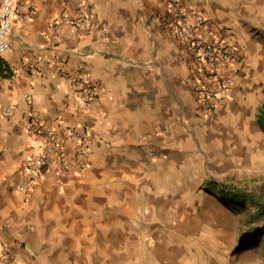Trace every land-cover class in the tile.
<instances>
[{
	"label": "crops",
	"instance_id": "0c3cea01",
	"mask_svg": "<svg viewBox=\"0 0 264 264\" xmlns=\"http://www.w3.org/2000/svg\"><path fill=\"white\" fill-rule=\"evenodd\" d=\"M80 2L92 18L75 26ZM180 2L207 20L201 33L237 51L213 67L230 78L215 113L201 104L197 85L209 75L175 31L168 0H14L0 56L19 70L0 73V105L13 107L0 119V241L10 260L0 264H161L138 246L163 238L176 219L167 214L184 211L187 178L205 164L227 173L257 147L264 0ZM80 76L96 89L88 105L69 83ZM32 113L60 135L68 167L52 161L29 182L41 144L26 127ZM74 126L89 134L84 155L69 138Z\"/></svg>",
	"mask_w": 264,
	"mask_h": 264
},
{
	"label": "rangeland",
	"instance_id": "374dc122",
	"mask_svg": "<svg viewBox=\"0 0 264 264\" xmlns=\"http://www.w3.org/2000/svg\"><path fill=\"white\" fill-rule=\"evenodd\" d=\"M261 90L259 102L264 105V84ZM246 159L222 174L211 172L205 164L200 178H187L191 189L184 198V211L167 214V219H176L166 221L160 235L164 234L163 238L150 237L146 245L138 246V252L160 254L161 264H264V219H253L249 211L229 207L218 192L206 186L212 178L264 189V133Z\"/></svg>",
	"mask_w": 264,
	"mask_h": 264
},
{
	"label": "built area",
	"instance_id": "2783aa9c",
	"mask_svg": "<svg viewBox=\"0 0 264 264\" xmlns=\"http://www.w3.org/2000/svg\"><path fill=\"white\" fill-rule=\"evenodd\" d=\"M170 19L175 31L188 44L192 55L198 59L207 71L208 82H201L197 85V92L201 104L208 113H215L218 102L229 86V76L222 74L213 67L230 62L237 56L236 48L231 44H226L218 36L209 37L201 33V28L206 25L207 20L201 15L191 16L187 14L180 0H168ZM83 2H80L78 15L73 20L75 26L84 25L92 18V12L87 10ZM18 8L14 0H0V56L3 57L11 45V35L14 29L15 16ZM18 69H10L4 66L5 74H13ZM69 83L76 90L79 101L88 105L96 96L95 87L87 78L73 77ZM30 101L29 94L24 95ZM13 112L11 105H0V119ZM27 129L40 139V148L35 155L29 157L26 172L28 181L33 182L35 177L42 174L52 161H55L61 168L67 169L65 151L61 147L60 135L51 127L45 125L44 121L34 115H30L27 120ZM70 140L75 145L77 155H84L87 150L89 134L81 127L74 126L68 130ZM151 154H154L152 152ZM24 185L20 186L23 190ZM0 261L8 263L7 246L0 241Z\"/></svg>",
	"mask_w": 264,
	"mask_h": 264
},
{
	"label": "trees",
	"instance_id": "16d2710c",
	"mask_svg": "<svg viewBox=\"0 0 264 264\" xmlns=\"http://www.w3.org/2000/svg\"><path fill=\"white\" fill-rule=\"evenodd\" d=\"M4 66L5 64L0 60V73L3 75H5ZM257 120L264 131V105L260 106L258 110ZM206 186L208 189L218 192L220 199L229 207L238 211H249L248 216L253 219L258 217L264 219V189L262 186L248 188L212 178L206 181ZM252 208H255V211L251 210Z\"/></svg>",
	"mask_w": 264,
	"mask_h": 264
}]
</instances>
